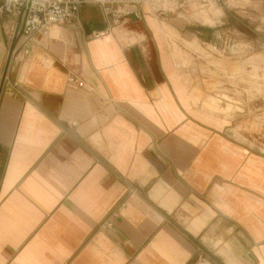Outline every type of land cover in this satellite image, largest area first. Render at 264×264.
Listing matches in <instances>:
<instances>
[{
  "label": "crops",
  "instance_id": "1",
  "mask_svg": "<svg viewBox=\"0 0 264 264\" xmlns=\"http://www.w3.org/2000/svg\"><path fill=\"white\" fill-rule=\"evenodd\" d=\"M117 1L24 46L0 14V264H264V151L163 30L216 26Z\"/></svg>",
  "mask_w": 264,
  "mask_h": 264
},
{
  "label": "rangeland",
  "instance_id": "2",
  "mask_svg": "<svg viewBox=\"0 0 264 264\" xmlns=\"http://www.w3.org/2000/svg\"><path fill=\"white\" fill-rule=\"evenodd\" d=\"M229 3V7L216 4L223 10V20L209 28V44L213 47L201 39L205 53L181 40L199 45L197 38H186L188 34L183 31L179 34L168 24H163V28L177 58H183L177 42L186 47L182 52L189 56V62L184 66L197 74L199 97L214 96L222 106L232 103L235 109L226 116L228 121L236 124L247 138L256 140L264 151V0H229ZM178 21L190 23V28H203L190 17ZM188 26L184 30L190 29Z\"/></svg>",
  "mask_w": 264,
  "mask_h": 264
},
{
  "label": "built area",
  "instance_id": "3",
  "mask_svg": "<svg viewBox=\"0 0 264 264\" xmlns=\"http://www.w3.org/2000/svg\"><path fill=\"white\" fill-rule=\"evenodd\" d=\"M137 0L146 3L156 14L168 17L174 14L179 18L188 19L194 9H206L210 3L226 4L229 7V0ZM117 0H0V14L19 15L23 19L22 36L23 45L32 42L37 35H47L54 26H62L71 22L77 16L80 6L86 3L99 4L104 10L115 14L117 18L121 15L134 14L141 17V12L132 11L123 5L122 8L111 10V4ZM122 2V1H121ZM120 2V3H121ZM124 4H127L125 2ZM111 34L109 27L101 31H95L94 37L101 38ZM21 46V47H22ZM15 52V51H14ZM13 52V53H14ZM29 50L25 49V54ZM67 82L76 88H87L85 80L78 75L71 74ZM110 225V224H108Z\"/></svg>",
  "mask_w": 264,
  "mask_h": 264
},
{
  "label": "bare ground",
  "instance_id": "4",
  "mask_svg": "<svg viewBox=\"0 0 264 264\" xmlns=\"http://www.w3.org/2000/svg\"><path fill=\"white\" fill-rule=\"evenodd\" d=\"M218 11H220V13H218ZM223 14L224 13L221 7L217 6L214 3H210V5L206 9H194L190 14H188V17L194 19L195 21L199 22L202 25L216 26L217 23L223 20V17H222ZM216 19L217 21L215 22ZM163 30L166 35L167 32L165 28H163ZM208 45L211 46L210 44ZM199 47L203 48L202 51H199V52L201 53L206 52V49L203 47V44L202 45L199 44Z\"/></svg>",
  "mask_w": 264,
  "mask_h": 264
},
{
  "label": "water",
  "instance_id": "5",
  "mask_svg": "<svg viewBox=\"0 0 264 264\" xmlns=\"http://www.w3.org/2000/svg\"><path fill=\"white\" fill-rule=\"evenodd\" d=\"M12 53H13V50L10 51V54H11V55H12ZM10 60H11V56H10L9 62H10Z\"/></svg>",
  "mask_w": 264,
  "mask_h": 264
}]
</instances>
